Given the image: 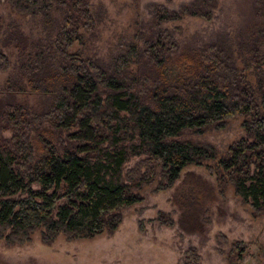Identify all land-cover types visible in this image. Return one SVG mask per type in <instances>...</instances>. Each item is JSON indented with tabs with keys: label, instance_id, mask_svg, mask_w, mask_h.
Masks as SVG:
<instances>
[{
	"label": "trees",
	"instance_id": "1",
	"mask_svg": "<svg viewBox=\"0 0 264 264\" xmlns=\"http://www.w3.org/2000/svg\"><path fill=\"white\" fill-rule=\"evenodd\" d=\"M6 1L13 11L25 16L71 5L77 12L66 22L72 31L63 33L65 45H58L61 57L69 60L49 64L44 52L38 53L23 72L34 92L49 97L47 110L29 111L20 104L0 106V122L6 125L0 131L10 126L14 130L8 144H0V240L9 245L23 244L38 229L43 230L44 243L59 235L81 240L114 232L121 220L118 212L138 204L139 191L154 178L134 173L125 180L123 168L130 157L145 156L148 170L161 167L164 183L158 190H166L187 166L217 159L210 146L175 139L186 130L201 131L236 117L248 119L243 124L246 136L219 159L220 180L232 185L235 194L255 213L264 212L262 72L257 73V88H251L231 61L229 51L212 46L170 61L159 58L158 53H148L152 79L131 77L124 73L137 56L135 46H131L115 60L114 71L107 73L92 63L79 65L65 54L78 39L80 22L93 28L86 0ZM151 9L157 10L155 16L161 21L179 19L158 7ZM183 13L197 15L187 8ZM158 51L152 48L150 53ZM8 68L9 60L0 51V72ZM6 90L25 88L12 84ZM19 124L28 126L27 135L17 130ZM43 124L67 132L71 147L60 152L46 145L43 153L35 156L29 130L38 131ZM193 179L188 194L176 205L181 210V225L200 231L199 217L212 197L205 183ZM162 217H158L162 225H172Z\"/></svg>",
	"mask_w": 264,
	"mask_h": 264
},
{
	"label": "rangeland",
	"instance_id": "2",
	"mask_svg": "<svg viewBox=\"0 0 264 264\" xmlns=\"http://www.w3.org/2000/svg\"><path fill=\"white\" fill-rule=\"evenodd\" d=\"M86 2L93 28L88 29L80 22L78 39L65 52L78 60L79 65L92 63L112 73L115 60L135 46L137 56L124 73L150 78L152 63L148 53L151 56L158 53L159 58L170 61L216 46L229 51L231 61L251 88H257V73L264 74V0ZM153 6L178 15L179 19L161 21L155 16L157 10L152 12ZM186 8L193 9L197 15L184 14ZM76 12L71 5L54 8L47 14L25 16L13 11L6 0H0V51L9 60L7 71L0 72V106L20 104L29 111L47 110L49 97L34 92L23 72L38 53L44 52L49 64L69 60L61 57L58 45H65L63 33L72 31V25L67 23ZM152 48L167 54L150 53ZM12 84L25 90L7 92ZM245 120L248 119H228L201 131L186 130L176 138V141L212 147L217 159L187 166L166 190H158L164 183L161 167L148 170L145 156L130 157L123 168L125 180L134 173L154 175V178L139 191L138 204L118 212L121 220L114 232L105 231L81 240L59 235L44 243L43 230L38 229L23 244L9 245L0 240V264H264V212L255 213L249 204L243 203L232 185L221 182L222 174L217 168L228 149L246 136ZM4 126L0 122V127ZM16 127L27 135L28 126ZM13 131V126L0 131L1 145L8 144L6 141L11 140ZM28 140L35 156L41 155L46 145H53L60 152L72 145L67 132L53 129L49 124H43L38 131L30 129ZM193 177L205 183L203 186L212 197V203L205 205L199 217L200 231L186 230L181 225V210L176 205L177 200L188 194L190 184H194ZM160 215L163 222L170 221L172 225H162L158 220ZM191 250L197 261L192 258Z\"/></svg>",
	"mask_w": 264,
	"mask_h": 264
}]
</instances>
